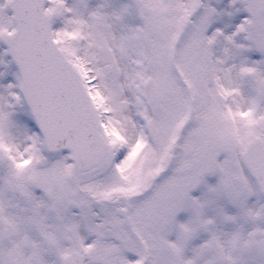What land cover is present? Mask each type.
Returning a JSON list of instances; mask_svg holds the SVG:
<instances>
[{
    "label": "snow or ice",
    "instance_id": "snow-or-ice-1",
    "mask_svg": "<svg viewBox=\"0 0 264 264\" xmlns=\"http://www.w3.org/2000/svg\"><path fill=\"white\" fill-rule=\"evenodd\" d=\"M0 264H264V0H0Z\"/></svg>",
    "mask_w": 264,
    "mask_h": 264
}]
</instances>
